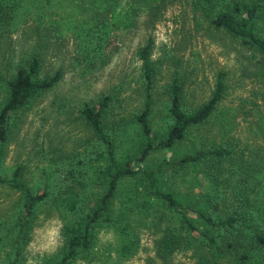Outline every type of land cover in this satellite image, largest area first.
<instances>
[{
	"label": "trees",
	"instance_id": "1",
	"mask_svg": "<svg viewBox=\"0 0 264 264\" xmlns=\"http://www.w3.org/2000/svg\"><path fill=\"white\" fill-rule=\"evenodd\" d=\"M24 1L0 0V29L11 26L25 6L33 9L35 21L34 45L28 54L12 71L0 72V185L19 195L12 215L0 219V264H25L35 212L44 204L59 213L62 243L39 264L86 260L103 230L115 233L118 240L111 245L120 258H127L138 245L131 229L136 218L165 223L154 245L161 264H183L169 261L177 250L188 253L189 264H264V156L251 162L226 140L204 134L203 127L224 97L221 72L209 96L190 108L183 105L178 77L162 85L168 102L162 123H152L158 65L150 59V32L134 51L139 61L140 110L127 120L115 117L121 99L113 89L82 103L77 119L90 139L72 153L49 156L52 164L40 184L29 186L23 181L20 164L3 165L5 145L19 114L62 77L60 68L40 75L44 56L60 53L61 43L70 37L73 63L91 72L109 59L112 33L131 28L142 15L152 29L166 4L176 0ZM181 2L200 21L248 45L258 55L264 76V0ZM47 9H68L64 19L78 23L69 25ZM171 151L174 155H166Z\"/></svg>",
	"mask_w": 264,
	"mask_h": 264
},
{
	"label": "rangeland",
	"instance_id": "2",
	"mask_svg": "<svg viewBox=\"0 0 264 264\" xmlns=\"http://www.w3.org/2000/svg\"><path fill=\"white\" fill-rule=\"evenodd\" d=\"M166 5L152 29L144 23L148 19L142 15L131 28L112 33L107 46L111 50L109 59L91 72H84L81 66L73 63L70 37L61 43L60 53L51 52L44 56L40 62V75L52 74L60 68L62 77L34 105L19 114L17 124L5 145L3 165L10 167L20 164L22 180L29 186L40 184L52 164L49 156L54 157L59 152L72 153L90 139L87 130L77 119V110L82 103L92 101L108 91L112 92L113 89L121 99L120 106L114 109L115 117L127 120L132 112L140 110L142 95L138 85L139 61L134 51L148 32L153 36L150 59L158 65L150 116L152 123L155 126L162 123L168 102L162 85L178 77L177 80L183 85V105L190 108L209 96L215 77L221 72L225 83L224 97L209 124L203 127L206 129L204 134L212 135L211 138L216 137L220 141L226 140L235 146V153L248 156L251 162L263 157L264 76L260 74L258 55L248 45L200 21L181 0ZM23 8L11 26L0 29L2 73L12 71L15 63L28 54L34 45L35 35L32 30L35 21L33 14H30L33 9H27V6L25 10ZM48 10L63 16L61 21L68 20L69 25L78 23V20L70 22L72 19H64L63 12L68 9H47L45 12ZM52 17L56 18L54 15ZM166 155H174V152ZM249 173L251 175L252 171ZM118 188L124 190L121 184ZM262 192L264 194V188ZM18 196L16 190L0 185L1 220H7L12 215ZM147 220L136 218L131 223V229L138 238V245L131 256L120 258L117 247L111 245L114 239L118 240L115 233L103 230L98 233L89 257L77 264H146L148 260H151L150 264H161L162 261L155 256L154 245L165 223L155 218L145 223ZM61 224L59 213L54 207L44 204L37 209L25 245V264H39L44 257L57 250L62 243ZM169 261L183 264L191 262L188 253L181 250L173 252Z\"/></svg>",
	"mask_w": 264,
	"mask_h": 264
}]
</instances>
